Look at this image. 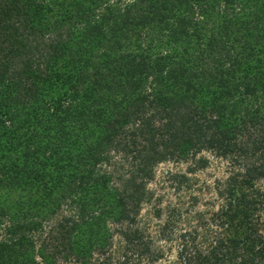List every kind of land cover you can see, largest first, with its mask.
I'll return each mask as SVG.
<instances>
[{
    "label": "trees",
    "instance_id": "obj_1",
    "mask_svg": "<svg viewBox=\"0 0 264 264\" xmlns=\"http://www.w3.org/2000/svg\"><path fill=\"white\" fill-rule=\"evenodd\" d=\"M204 152L239 170L216 210L167 217L168 264H260L264 0H0V264L162 263L147 185Z\"/></svg>",
    "mask_w": 264,
    "mask_h": 264
},
{
    "label": "rangeland",
    "instance_id": "obj_2",
    "mask_svg": "<svg viewBox=\"0 0 264 264\" xmlns=\"http://www.w3.org/2000/svg\"><path fill=\"white\" fill-rule=\"evenodd\" d=\"M122 1L124 4L130 2V0ZM201 157L208 161L205 168H200L197 163ZM135 168L130 158L114 154L111 166L104 167V170L113 174L114 183L117 184L133 174ZM236 170L239 169L232 162L209 152L187 160L166 161L154 169L153 178L147 185V199L141 205L137 216V224L159 242L158 245L165 257L164 261L158 264L174 263L177 258L176 240L165 242L159 238L160 228L167 217L175 218L177 229H184V221L193 217L195 213L216 210L221 203L217 199L215 186L227 180ZM179 176L187 177L188 181L181 184ZM110 228L115 235L120 229L117 225H110ZM116 242L120 243L117 236ZM117 262L119 261L115 260L104 264H118ZM260 264H264V261Z\"/></svg>",
    "mask_w": 264,
    "mask_h": 264
}]
</instances>
